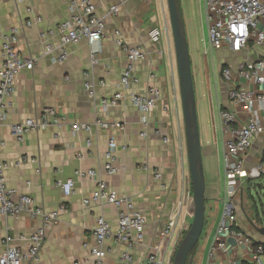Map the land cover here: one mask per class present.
Masks as SVG:
<instances>
[{
  "label": "crops",
  "instance_id": "obj_1",
  "mask_svg": "<svg viewBox=\"0 0 264 264\" xmlns=\"http://www.w3.org/2000/svg\"><path fill=\"white\" fill-rule=\"evenodd\" d=\"M94 3L97 16L105 19L107 30L100 43L97 63H90L89 46L86 40H81L70 46L67 59L57 64L51 56H43L41 34L50 29L55 31L57 25L70 18L69 0H0L2 30L8 32L17 29L16 51L25 58L36 59L31 70L18 75L6 119L0 126V139L5 144L1 160L9 167L5 172V184L16 195L30 196L46 212L59 211L61 206L64 208L57 221L48 228L38 260L28 264H93L88 247L93 243L92 231L96 218L104 217L115 229L117 217L110 205H83V200L94 190L95 181L76 178L74 173L88 169L95 170L98 179L106 182L111 190L132 199L145 217L144 241L133 247V262L130 264H143L149 252L157 248L162 253L164 263L167 259L169 264L182 233L189 225L188 209L181 197V182H186L189 171L169 25L157 7V0H94ZM112 6H118L119 12L108 16ZM36 18L40 22L34 23ZM27 21H33V24L27 27ZM154 29L161 30L158 43L151 40ZM113 30L121 32L128 46H142L147 52L146 58L136 65L139 82L127 90L118 88L126 57L114 44ZM259 50L255 48L246 55L233 54L223 48L219 52L228 55V62L222 60L224 64L221 66H234L243 60H253L255 53H260ZM1 63L0 51V67ZM85 73H89L94 85V99L89 98L84 89ZM220 84L225 92V86ZM150 86L160 89L162 96L151 112L145 129L140 122V114L128 102L108 112H103L99 107L102 97H109L119 90L141 94ZM217 106L219 110L229 108L226 95L224 99L222 92ZM47 109H54L64 118V124L61 127L50 125L43 131H31L22 141H17L10 127L36 118ZM97 119L108 123L118 122L122 129L93 128L87 134L73 133L68 127L71 123L91 124ZM219 126L220 141L214 126L213 137L205 133L202 149L206 160L205 164L203 161L205 202L217 205L219 211L207 240L209 246L224 197V136L221 124ZM143 130L147 131L146 138L140 137ZM88 138L90 146L86 145ZM110 138L118 145V172L112 176L107 175L103 168V155ZM262 140L253 144L249 163H256L254 155L259 150L261 155ZM144 167L148 170H144ZM155 174H159L160 178L156 179ZM58 179L74 180L70 196L64 197L55 186ZM171 219L175 220V227L163 239L160 234ZM39 224V219L27 215L17 218L0 216V254L6 236L12 239L13 245L25 250L27 242L21 237H28ZM238 227L254 242H264V238L255 231L248 233L241 225ZM227 243L231 247L235 245L233 239H228ZM85 244L88 246L85 247ZM104 247L107 254L103 264H118L120 255L126 251L124 245L113 239L107 240ZM233 256L243 258V251L236 247ZM219 258L222 261L227 259L224 255H219Z\"/></svg>",
  "mask_w": 264,
  "mask_h": 264
},
{
  "label": "built area",
  "instance_id": "obj_2",
  "mask_svg": "<svg viewBox=\"0 0 264 264\" xmlns=\"http://www.w3.org/2000/svg\"><path fill=\"white\" fill-rule=\"evenodd\" d=\"M23 0H19L22 2ZM207 24V44L209 49L221 50L225 48L233 54L245 53L249 55L252 50L260 49L255 53V59L243 60L234 66L225 65L219 69V80L225 86V95L229 108L219 110V118L224 136V197L222 211L212 236V241L207 252L206 264H263L264 247L262 242H254L238 227L234 218L236 200L242 209V184L244 182L260 179L264 175V140H262V152L256 163H249L253 144L264 139V0H202ZM70 18L59 25L56 30H48L41 34L43 40V56H51L52 61L62 64L68 57V48L86 40L89 46L90 63H97V56L101 52V41L106 35L105 19L97 16L94 0H69ZM30 12V9H27ZM118 6L110 7L108 16L116 15ZM40 22L39 18L34 23ZM33 21H27L30 27ZM114 44L120 48L126 57L124 70L121 74L118 88L127 90L131 85L139 82L136 75V65L143 61L147 52L142 46H128L118 30L112 31ZM161 30L154 29L151 32V40L158 43ZM18 31L11 29L4 32L0 26V51L2 63L0 67V126L6 119V110L10 105V99L15 92L16 79L22 71H29L36 61L34 57L25 58L15 49ZM84 89L89 98L96 97L95 88L90 80L89 73L84 74ZM104 85V83H100ZM122 90V91H123ZM117 91L109 97L100 99L99 107L103 112L116 109L128 102L140 114V122L148 127L150 115L160 100L162 93L155 86L148 87L143 93ZM241 113V114H240ZM242 116V120H240ZM64 118L59 116L54 109H47L36 118L26 119L24 122L12 125L10 130L17 141H22L25 135L31 131H43L48 126L61 127ZM73 133L84 132L90 134L93 128L102 130H121L118 122L108 123L100 119L93 123H71L68 125ZM147 131L143 130L140 137L146 138ZM86 145L90 146L88 138ZM4 142L0 139V216L20 217L27 215L40 220L39 226L28 237H21L27 242L26 249L12 244L9 236L2 241L3 250L0 254V264H28L38 260L41 247L44 243L48 228L57 221L59 211L46 212L28 195H16L5 184V172L9 168L1 160V151ZM118 145L113 138L107 143L104 152V171L107 175L118 172L116 167V151ZM144 170H148L144 167ZM76 178H86L95 181V188L91 195L83 200V205H110L116 211L117 223L115 229L102 216L96 218V224L92 231V245L88 247L93 264H103L106 257L104 244L107 240L124 245L118 264H130L133 262L131 251L134 246L144 241L146 220L135 203L127 196L119 195L111 190L106 182L98 179L93 169L77 170ZM159 179L160 175L155 174ZM74 180H61L55 182V186L64 197L72 194ZM237 198V199H236ZM175 227V220L171 219L160 236L168 237ZM228 239L234 240V246H230ZM88 245L85 244V247ZM239 248L243 251V258L233 256V250ZM219 255L227 259L222 261ZM71 264H80L74 262ZM143 264H164L159 248L150 251Z\"/></svg>",
  "mask_w": 264,
  "mask_h": 264
},
{
  "label": "rangeland",
  "instance_id": "obj_3",
  "mask_svg": "<svg viewBox=\"0 0 264 264\" xmlns=\"http://www.w3.org/2000/svg\"><path fill=\"white\" fill-rule=\"evenodd\" d=\"M157 7H159L158 9L162 11L160 12L162 15H164L165 21H167L169 25V31L171 32L166 0H157ZM179 7L181 10V16L185 28V35L191 59V70L193 75L200 145L201 149H203V144L206 140L205 133H207V136L210 135L213 137L215 128L217 131L218 139L220 141L221 132L219 126V108L217 106V100L218 97L221 96V92L225 99V92L222 91L223 88L221 87L222 85L219 81V69L222 63L224 64L222 60H227L226 62H228V55L220 53L219 50L211 51L208 47L207 24L205 21V13L202 0H179ZM170 39L172 42L171 33ZM259 52H261V50H259ZM204 153L202 152V157L205 164L206 160L204 158ZM260 156L261 155L259 150L254 155V162H258ZM250 181V186H248L247 182H244L242 184V209L238 206L240 202L236 198V208L234 211V218L236 220V223L238 225H241V227L244 228L248 233L254 232V230L251 228V224L253 222L252 217L255 214V208L252 207V204H255L260 212L261 205L263 206L264 210V190H260V185L264 187V177L261 180L254 179ZM181 197L183 203H185L188 209L189 225H187L185 232L180 237V240L176 246L179 245L182 238L188 231L192 219V190L189 175L184 184L183 182H181ZM219 208L220 210L222 209V207ZM218 213L219 211L217 209V205H212L209 202H205L204 227L201 237L191 254V264H206L207 252L209 250V244L207 243V240L208 237L212 234V229L216 223ZM174 253L175 252H173L171 256L169 264L173 263ZM262 263L264 264V257L262 258ZM164 264H167V259Z\"/></svg>",
  "mask_w": 264,
  "mask_h": 264
},
{
  "label": "water",
  "instance_id": "obj_4",
  "mask_svg": "<svg viewBox=\"0 0 264 264\" xmlns=\"http://www.w3.org/2000/svg\"><path fill=\"white\" fill-rule=\"evenodd\" d=\"M166 7L177 66L186 160L191 183L193 205L190 227L175 250L172 264H191L192 256L189 254L197 245L204 227L205 178L191 59L178 0H166ZM251 227L259 236L264 238V226L257 227L251 224Z\"/></svg>",
  "mask_w": 264,
  "mask_h": 264
},
{
  "label": "trees",
  "instance_id": "obj_5",
  "mask_svg": "<svg viewBox=\"0 0 264 264\" xmlns=\"http://www.w3.org/2000/svg\"><path fill=\"white\" fill-rule=\"evenodd\" d=\"M178 4H179V0H178ZM179 10H180V7H179ZM180 13H181V10H180ZM221 67H223V66H221ZM264 177V175L259 179V180H261L262 178ZM250 183H251V181H247V184H248V186H250ZM248 190H249V187H248ZM260 190H264V187H262L261 185H260ZM243 199V198H242ZM251 199H252V197H251ZM252 207H254L255 208V214H254V216L252 217V224L253 225H255V226H257V227H263L264 226V210H263V206L261 205V212L257 209V207H256V205L255 204H252ZM262 214V215H261ZM204 219H205V217H204ZM185 232V231H184ZM183 232V233H184ZM182 233V234H183ZM182 236V235H181ZM262 245H263V247H264V242H262ZM196 247V246H195ZM176 248H177V246H176ZM176 248L174 249V252H175V250H176ZM195 249V248H194ZM193 249V250H194ZM193 250L190 252V256H191V254H192V252H193Z\"/></svg>",
  "mask_w": 264,
  "mask_h": 264
}]
</instances>
